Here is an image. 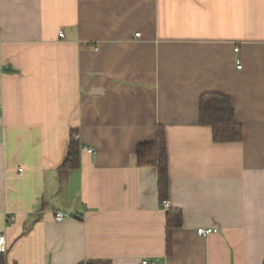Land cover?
I'll use <instances>...</instances> for the list:
<instances>
[{"label": "crops", "instance_id": "obj_1", "mask_svg": "<svg viewBox=\"0 0 264 264\" xmlns=\"http://www.w3.org/2000/svg\"><path fill=\"white\" fill-rule=\"evenodd\" d=\"M204 93L240 142H213ZM160 126L165 209L136 163ZM0 234V264H264V0H0Z\"/></svg>", "mask_w": 264, "mask_h": 264}, {"label": "trees", "instance_id": "obj_2", "mask_svg": "<svg viewBox=\"0 0 264 264\" xmlns=\"http://www.w3.org/2000/svg\"><path fill=\"white\" fill-rule=\"evenodd\" d=\"M199 122L211 129L215 143H237L242 140V126L234 119L232 99L218 93H204L199 100ZM80 145L70 138L67 156L62 164L65 169H74L79 165ZM136 163L139 168H153L157 174V190L160 201L168 198V152L166 133L158 127L154 142L139 144L136 149ZM167 236L166 253H172V232L182 226V212L179 209L166 211ZM85 264H110L104 260H90Z\"/></svg>", "mask_w": 264, "mask_h": 264}, {"label": "built area", "instance_id": "obj_3", "mask_svg": "<svg viewBox=\"0 0 264 264\" xmlns=\"http://www.w3.org/2000/svg\"><path fill=\"white\" fill-rule=\"evenodd\" d=\"M60 36H62V33H60ZM136 36H138V35H136ZM234 51L237 52L238 48L237 47L234 48ZM237 68L239 69L240 66L238 65ZM87 152L90 153L91 155L95 154V151L93 149H87ZM161 205L163 206L164 209L167 208L168 207L167 200L162 201ZM70 217H71V215L69 212H65V211L53 212V220L57 223L63 222ZM6 220L13 221L14 217H12V216L7 217L6 216ZM216 232H217L216 229H206V228L197 229V234L199 236H202V237H208L211 234L216 233ZM6 251H7L6 237L3 234H0V254L5 253ZM139 264H149V262L147 260L143 259Z\"/></svg>", "mask_w": 264, "mask_h": 264}]
</instances>
